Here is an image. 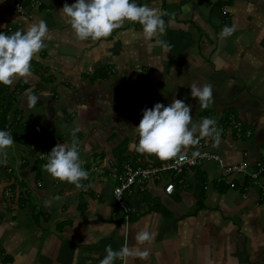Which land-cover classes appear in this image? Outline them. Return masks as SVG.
Instances as JSON below:
<instances>
[{
	"label": "crops",
	"instance_id": "crops-1",
	"mask_svg": "<svg viewBox=\"0 0 264 264\" xmlns=\"http://www.w3.org/2000/svg\"><path fill=\"white\" fill-rule=\"evenodd\" d=\"M36 1L41 5L0 0V33L26 31L40 20L49 29L46 47L32 61L33 77L0 84V116H8L0 131L14 139L7 163H0V264H100L109 245L130 252L115 264H264V177L223 178L217 162L175 179L165 173L128 191L132 213L125 221L110 175L123 164H159L155 155L135 150V127L145 108L167 107L174 98L192 107L193 122H217L219 143L207 148L223 164L245 161L254 171L264 161V2L135 0L168 13L162 46L146 42L142 26L130 21L107 38L79 41L62 12L77 0ZM226 26L235 30L225 38ZM205 83L213 86L214 103L202 109L190 87ZM28 89L39 97L33 108ZM74 128L89 173L79 190L42 167L54 146L71 142ZM194 152L196 145L186 151ZM141 232L150 239L139 241Z\"/></svg>",
	"mask_w": 264,
	"mask_h": 264
},
{
	"label": "clouds",
	"instance_id": "clouds-1",
	"mask_svg": "<svg viewBox=\"0 0 264 264\" xmlns=\"http://www.w3.org/2000/svg\"><path fill=\"white\" fill-rule=\"evenodd\" d=\"M62 12L68 18L76 38L79 41L101 40L112 35L114 30L121 28L125 21L138 23L142 26L146 42L155 39L157 44L167 46L159 37L166 34L167 26L163 19L168 13L149 7L147 4L138 5L135 0H77L72 5L64 4ZM234 27L222 29L221 36L233 34ZM49 38L46 21L29 25L26 31L17 30L7 35L0 33V84L14 85L17 80L28 82L33 77L32 61L46 47L45 40ZM191 96L198 99L200 107L207 109L214 103L213 86L205 83L202 87L191 85ZM33 89L25 92L29 108L35 107L39 97L33 94ZM192 107L183 100L173 99L167 107L156 103L151 109L145 108L142 119L135 131L138 143L134 145L141 154L155 155L161 160H171L184 154L191 146L198 145L202 138H213L219 143L220 130L214 119L205 117L199 123L193 122ZM79 128L71 131V142L58 144L48 153L47 162L42 166L53 179L74 185L76 189L85 187L82 181L87 180L89 173L82 167L80 142L76 136ZM14 139L8 131H0V163H7L6 149L12 147ZM199 155L198 152L193 153ZM45 155H42L44 157ZM59 200V197H54ZM51 201H45L50 206ZM144 242L150 239L147 232H141L136 237ZM106 255L100 264H115L117 259L130 255L129 249L122 248L114 251L109 245ZM147 255V252L143 253Z\"/></svg>",
	"mask_w": 264,
	"mask_h": 264
},
{
	"label": "built area",
	"instance_id": "built-area-1",
	"mask_svg": "<svg viewBox=\"0 0 264 264\" xmlns=\"http://www.w3.org/2000/svg\"><path fill=\"white\" fill-rule=\"evenodd\" d=\"M258 1L264 2V0ZM31 4L41 5V3L36 0H31ZM12 5L14 9L22 15H28L27 9L24 7L23 3L14 1ZM234 128L240 132L241 125L239 123H234ZM221 134L222 131L220 130V136ZM248 134L251 135L250 132ZM213 141V138H203L199 144L196 145V149H198L199 153V155L196 156L191 153H185L184 159L177 157L171 160H161L158 158V165L133 167L132 163H128L120 166L122 169L117 167L113 168L110 175L116 181L117 185L113 189L112 196L125 221L130 220V215L132 213L126 196L128 191L138 182L152 180L155 178L158 179L165 173H169L172 179H175L183 175L187 170L198 167L204 162H217L222 167L223 178H229L231 176H246L250 178V180L259 182L264 177V161L261 159L258 160L255 163L254 171L249 170L251 166L245 161L239 164L227 166L223 164V159L220 154L208 150L207 147L210 146ZM230 185L232 188L236 187V184L233 182H231ZM165 190L166 193L172 194L175 190V185L173 183H169Z\"/></svg>",
	"mask_w": 264,
	"mask_h": 264
},
{
	"label": "trees",
	"instance_id": "trees-1",
	"mask_svg": "<svg viewBox=\"0 0 264 264\" xmlns=\"http://www.w3.org/2000/svg\"><path fill=\"white\" fill-rule=\"evenodd\" d=\"M7 124H8V116L7 115L0 116V130H2ZM16 140L21 141V139H19V138ZM36 146H35V148H38L37 151H40V152H43L44 149L46 148V147H42L41 150H39V148H40L39 145L37 144Z\"/></svg>",
	"mask_w": 264,
	"mask_h": 264
},
{
	"label": "rangeland",
	"instance_id": "rangeland-1",
	"mask_svg": "<svg viewBox=\"0 0 264 264\" xmlns=\"http://www.w3.org/2000/svg\"><path fill=\"white\" fill-rule=\"evenodd\" d=\"M233 120V119H232ZM234 123H237V121H232V127L234 128ZM235 129V128H234ZM236 130V129H235Z\"/></svg>",
	"mask_w": 264,
	"mask_h": 264
}]
</instances>
